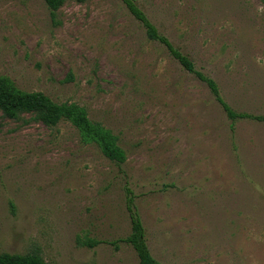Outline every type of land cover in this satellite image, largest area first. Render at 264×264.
<instances>
[{"label":"rangeland","instance_id":"obj_1","mask_svg":"<svg viewBox=\"0 0 264 264\" xmlns=\"http://www.w3.org/2000/svg\"><path fill=\"white\" fill-rule=\"evenodd\" d=\"M135 1L234 110L264 115V0ZM0 77L84 107L126 153L0 110V254L139 264L132 196L161 264H264V122L229 120L121 0H0Z\"/></svg>","mask_w":264,"mask_h":264},{"label":"trees","instance_id":"obj_2","mask_svg":"<svg viewBox=\"0 0 264 264\" xmlns=\"http://www.w3.org/2000/svg\"><path fill=\"white\" fill-rule=\"evenodd\" d=\"M48 8L55 12L65 0H44ZM84 2L85 0H76ZM133 18L138 21L150 41L163 45L185 71L195 75L210 89L215 100L221 105L232 122L252 120L264 122V115L237 112L223 98L218 83L196 69L194 62L181 52L168 37L163 35L135 0H121ZM0 110L15 119L21 112H35L39 121L48 127H55L61 121L70 122L80 133L83 142L95 143L103 155L116 163L126 161L125 151L118 145V137L102 123L92 120L88 111L76 103H57L42 92H26L17 89L10 79L0 77ZM131 193V192H129ZM127 211L131 221V233L124 241L135 250L139 264H161L150 252L146 229L136 209L132 196L127 198ZM83 245L94 247L97 241H87ZM0 264H48L38 253L0 254Z\"/></svg>","mask_w":264,"mask_h":264}]
</instances>
